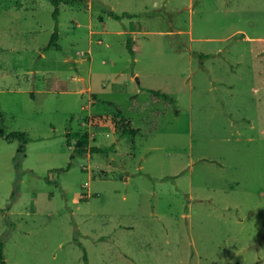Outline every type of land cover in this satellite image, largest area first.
<instances>
[{
    "label": "rangeland",
    "instance_id": "obj_1",
    "mask_svg": "<svg viewBox=\"0 0 264 264\" xmlns=\"http://www.w3.org/2000/svg\"><path fill=\"white\" fill-rule=\"evenodd\" d=\"M66 1L44 52L51 4L0 0L6 264H264V0ZM147 90L179 110L155 133L92 127Z\"/></svg>",
    "mask_w": 264,
    "mask_h": 264
},
{
    "label": "trees",
    "instance_id": "obj_2",
    "mask_svg": "<svg viewBox=\"0 0 264 264\" xmlns=\"http://www.w3.org/2000/svg\"><path fill=\"white\" fill-rule=\"evenodd\" d=\"M53 7L52 20L54 22L53 33L51 34L50 40L47 46L43 49L44 52L50 49H55L60 51L59 46V33H58V17H59V6L62 3H68L66 0H47ZM74 1V0H72ZM109 15L115 19L120 20L124 17L133 18L131 14L123 13L122 16H117L115 14L109 13ZM130 54L131 49H128ZM201 60L205 59L204 55H200ZM149 98L146 101H140L137 97L133 96L130 98V105L128 110H124L121 105L114 101L102 100L96 96H92L97 100L98 106L102 113L98 116H92L90 118L91 125L94 129L100 128V125H105L108 127L111 133L117 135L118 137L128 136L135 137L137 135H148L155 133L160 126V118L171 113L175 116L179 114V110L175 106V100L171 96L162 93L160 91L147 90ZM143 116L140 123H136L133 117L134 115ZM4 114L0 112V122L3 120ZM104 127V126H102ZM0 139L4 141H17V155L22 156L25 153V147L29 141L28 137L23 132H11L5 134V132L0 128ZM87 144L86 136H82L78 142L77 147L74 149L75 154L84 155L89 151L90 153H100L103 154L104 151L95 147H91L86 150L85 145ZM70 167V164L68 165ZM84 261L86 259L84 258ZM0 264H6L4 253H3V243L0 241Z\"/></svg>",
    "mask_w": 264,
    "mask_h": 264
}]
</instances>
